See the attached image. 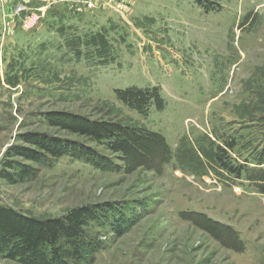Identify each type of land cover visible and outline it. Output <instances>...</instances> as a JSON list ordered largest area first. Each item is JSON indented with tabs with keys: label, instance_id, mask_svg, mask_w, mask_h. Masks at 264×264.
<instances>
[{
	"label": "rangeland",
	"instance_id": "374dc122",
	"mask_svg": "<svg viewBox=\"0 0 264 264\" xmlns=\"http://www.w3.org/2000/svg\"><path fill=\"white\" fill-rule=\"evenodd\" d=\"M73 118L117 123L129 152ZM27 134L75 148L12 156L37 149ZM8 161L35 175L0 176V208L117 210L87 228L85 264H264V0H0V174Z\"/></svg>",
	"mask_w": 264,
	"mask_h": 264
},
{
	"label": "trees",
	"instance_id": "16d2710c",
	"mask_svg": "<svg viewBox=\"0 0 264 264\" xmlns=\"http://www.w3.org/2000/svg\"><path fill=\"white\" fill-rule=\"evenodd\" d=\"M133 91L138 96L139 93L151 92L140 89ZM60 125L98 142L108 140V147L111 150L129 152L131 141L126 136H122L121 128L117 123H83L80 119L73 118L70 122ZM22 140L31 146H36L37 149L15 146L10 154L31 159L40 164L45 159H49L47 156L61 158L71 154L75 148L69 143H64L50 136L46 137L43 134H27L23 136ZM232 147L234 145L231 144L230 148ZM78 152L80 157L96 158L97 154L92 149ZM215 157L223 169L240 176L241 165L232 164L224 148L219 147ZM6 167L3 168L0 176L12 182H15L16 178L24 180L35 175L33 167L22 166V170L18 173L10 171L13 168L11 161L6 162ZM112 212L117 213V210L112 208L110 204L93 208L80 206L71 209L60 218H38L26 216L14 208L1 207L0 254L25 261L28 264H85L87 258L92 256L94 252L92 249L99 248L95 241H88L87 228L93 222L105 221ZM208 220L228 229L227 226L212 219ZM232 235L235 240L234 238L231 239L238 241L237 234L232 232Z\"/></svg>",
	"mask_w": 264,
	"mask_h": 264
}]
</instances>
